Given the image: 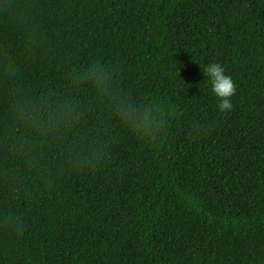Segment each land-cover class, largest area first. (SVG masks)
I'll return each mask as SVG.
<instances>
[{"label": "trees", "instance_id": "1", "mask_svg": "<svg viewBox=\"0 0 264 264\" xmlns=\"http://www.w3.org/2000/svg\"><path fill=\"white\" fill-rule=\"evenodd\" d=\"M29 3L31 49L0 17L25 86L62 91L73 67L99 60L124 92L163 106L166 134L141 142L113 119L101 167L51 189L25 176L15 195L0 183V214L25 225L0 228V264H264V0ZM211 63L236 84L230 111Z\"/></svg>", "mask_w": 264, "mask_h": 264}, {"label": "clouds", "instance_id": "2", "mask_svg": "<svg viewBox=\"0 0 264 264\" xmlns=\"http://www.w3.org/2000/svg\"><path fill=\"white\" fill-rule=\"evenodd\" d=\"M30 11L29 0H0V17L9 18L24 32L29 49L40 39L29 25ZM204 71L219 110L230 111L236 84L219 63L209 64ZM114 73L111 66L94 59L73 67L62 91H37L21 82L15 59L0 49V183L15 195L23 189L25 176H34L51 189L66 171L101 167L114 140L113 119L141 142L161 140L166 134L163 106L124 92ZM82 87L90 93L87 100L78 94ZM24 227L19 214H0V228L22 234Z\"/></svg>", "mask_w": 264, "mask_h": 264}]
</instances>
